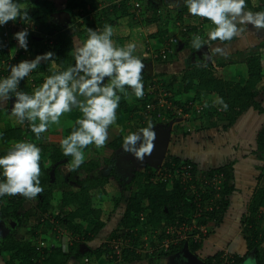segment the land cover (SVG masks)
<instances>
[{
    "label": "trees",
    "instance_id": "trees-1",
    "mask_svg": "<svg viewBox=\"0 0 264 264\" xmlns=\"http://www.w3.org/2000/svg\"><path fill=\"white\" fill-rule=\"evenodd\" d=\"M26 1V0H25ZM97 5H103V17L99 15L92 18V7L88 6L87 0H58L61 3L60 9L55 7V0H27L28 3L37 5L46 12L43 15L42 28L43 35L36 36L34 33H29L28 50L25 55H28L31 60L33 54L32 46L37 55L47 53L49 42L51 43L54 54L50 61L49 69L39 66L35 72L21 81L20 86L26 92H31L38 87L43 80L53 72L62 71L70 64L74 63L72 52L87 36V30H102L103 26L108 23L109 19H114L115 16L128 18V23H134L135 12L131 13L133 6L129 4L130 0H122L115 3L114 0H90ZM21 5L24 0H19ZM248 7L253 11H262L264 9V0H247ZM146 10L151 11L150 18L144 20L145 25H154L155 30L148 34L149 39H156L162 42L169 39L176 30L182 26L183 16L186 13L184 9L178 11L176 6L166 7L159 5L158 0H148L144 5ZM26 9V8H25ZM135 11V8H133ZM141 12L142 11L140 7ZM33 16L38 13L34 10ZM36 14V15H35ZM66 14L67 18H71L68 22L69 29L62 28V20L60 15ZM38 17V16H37ZM19 19V18H18ZM203 19V18H202ZM203 23L209 22L205 19ZM139 22L135 21V24ZM24 24H28L24 22ZM67 26V28H68ZM75 26V27H72ZM181 31V30H180ZM196 28H190L181 31V38L186 35H193ZM74 34V36L72 35ZM37 37L38 40H34ZM40 37V38H39ZM115 44L119 46L126 45L124 38H116ZM78 44V45H76ZM76 45V46H75ZM264 45V41L259 42V46ZM264 55L262 52H251L248 54L245 61V77L242 79L233 80H217L215 78L214 69L211 66L203 67L190 64L183 72L178 83L171 81H163V87L167 92L171 93V99L174 98V103L181 105L186 101L184 99L194 90V101H198L200 96H219L228 104V110L218 114L217 119L222 124V129L226 130L232 127L236 121L249 108L264 113V110L256 102L259 95L264 78ZM175 58V51L166 61L169 62ZM23 59V55L16 56L14 62L17 64ZM8 55L0 47V77L8 75ZM160 62L162 60H159ZM200 65V64H199ZM144 82V97L137 100L134 96L124 100L122 98L120 107L117 109V118H126L128 130L119 131L112 134L110 140L105 147L95 152L90 146L85 149L86 162L81 167L74 171H68L67 161L70 157H64L59 145L45 144L35 140L34 134L30 137L32 142L41 147V176L40 182L44 191L35 199L36 204L31 209H24V200L22 198L10 197L0 198V219H11L19 221L20 225L24 222L20 217L27 218L33 216L35 218L34 228L29 227L31 231L27 239H17L14 235L7 236L0 245V257L6 258V264H66L69 259H74L79 263L84 264L87 259V264H108V246H100L99 248L89 250L82 253L80 245H87L95 238L102 236L105 228L110 224V220L115 214V211L120 205L124 204L123 213L115 230L111 234V238L129 239L131 245H134L136 238L140 237L146 227L149 231L162 229L164 226H172L190 223V217L200 209V214L197 218V224L203 225L208 230L206 239L214 235L221 226L226 228H234L231 232L240 231V239L246 245V252L242 256L232 255L231 264H244L247 258H254L259 264H264V186H258L251 195L246 206V211L239 214L230 215L229 209L231 204V196L234 192V174L233 163L203 170L198 164L190 159H183L175 156L170 151L161 153L160 159L152 163H143L134 167L127 176L119 175L115 167L117 158L125 154L122 150L123 137L129 132L138 131L140 128L146 127L147 122L151 121L153 127L160 124L156 120L154 113L150 116L145 115V107L147 103L154 101L150 95H147L146 88L152 85L153 76L147 72L142 73ZM33 85V87L31 86ZM187 101H191L188 99ZM133 102H135L133 104ZM220 108V105H218ZM5 112L9 115V110ZM139 114V117H138ZM80 113L74 110L66 114L61 119V128L64 137L67 136L71 128L70 123H74L80 117ZM138 117V123L135 122L134 116ZM216 115V114H215ZM206 119L213 117L211 112L203 115ZM170 118V117H169ZM178 131V126L174 127ZM178 131H175L179 133ZM183 136L188 133L183 132ZM21 132L10 124L2 132L0 139L3 144L10 142L21 141ZM256 150L254 153L257 158L263 163L260 169L259 182L264 177V128L256 136ZM42 142V143H40ZM189 165L193 176H211L216 173H221L224 176V184L218 192L208 190L202 193L199 182L193 181L196 184L198 200H194V196L187 191L188 187L175 179L166 178L167 174H174L176 168ZM58 167H64L68 173V181L77 187L74 191H64L61 193L60 199L53 204V191L50 174ZM217 196L216 198H214ZM105 198L106 200H103ZM211 199H215L212 210H206L210 205ZM199 204V208H197ZM24 209L22 213L21 210ZM51 217L52 222L48 219L44 220L43 216ZM144 216V223L140 221V216ZM43 219V221H41ZM230 223V224H228ZM44 229L40 230L39 237L36 231L39 226ZM232 226V227H231ZM28 227V226H27ZM72 227V228H71ZM65 229L72 232V236L78 237V242L73 241L72 245L63 251L61 244L56 243L55 247L48 246L43 250L44 260H37L38 253L36 251V238L44 242H49V237L57 239L59 229ZM177 228V226H176ZM54 229H56L54 231ZM53 230V232H52ZM28 231V232H29ZM52 234V236H47ZM134 234V235H133ZM162 240L163 238L160 237ZM206 240V241H207ZM205 241V242H206ZM205 242L180 244L178 247L170 248L164 256L170 255V252H179L187 247L191 253L199 255L201 250H204ZM154 241L150 240L149 245L154 246ZM50 244V243H48ZM175 249V250H173ZM126 251V250H125ZM125 254V261L135 259L133 255ZM200 256V255H199ZM222 250L214 251V254L202 260L203 264H220ZM39 259V258H38Z\"/></svg>",
    "mask_w": 264,
    "mask_h": 264
},
{
    "label": "clouds",
    "instance_id": "clouds-1",
    "mask_svg": "<svg viewBox=\"0 0 264 264\" xmlns=\"http://www.w3.org/2000/svg\"><path fill=\"white\" fill-rule=\"evenodd\" d=\"M190 17L210 22L205 34L191 37V48L199 51L204 46L212 53L224 55L227 43L233 42L244 32L264 29V11H253L247 0H182ZM32 20L19 0H0V27L9 21ZM28 28L14 33L18 47L28 50ZM113 27L105 24L102 30H87V36L72 52L74 63L62 71L53 72L30 93L20 88L21 81L39 69L42 61H51L53 53L47 52L31 60H22L8 66V75L0 77V105L11 101L9 114L19 125L27 123L35 140L53 126L59 128L61 118L74 110L81 115L70 123V133L59 142L67 161L68 171L74 172L86 162L85 149L93 145L105 147L109 129L116 125L117 109L122 98L137 100L144 97L143 70L145 64L136 55L137 45L129 42L119 46L114 43ZM219 42V43H213ZM198 66L207 67L208 60ZM215 103L227 111L228 104L217 96ZM205 107L208 104L205 103ZM151 121L138 131L123 137L122 150L143 161L153 151L156 133ZM41 147L30 140L13 143L0 155V198L21 196L28 201L37 199L44 189L41 186ZM67 249H65L66 251ZM251 259V258H250ZM252 264H255V260Z\"/></svg>",
    "mask_w": 264,
    "mask_h": 264
},
{
    "label": "crops",
    "instance_id": "crops-1",
    "mask_svg": "<svg viewBox=\"0 0 264 264\" xmlns=\"http://www.w3.org/2000/svg\"><path fill=\"white\" fill-rule=\"evenodd\" d=\"M58 1V0H55ZM140 7L144 6L146 3H148V0H139ZM159 5H164L166 7H173L176 6L178 8V11L181 9H184L186 13L183 16V23L182 26H179V28H196L195 33H199L201 35L205 34L208 30V27L210 26V22L203 23L202 18L199 17H190L187 14L186 8H183V2L182 0H158ZM61 4V3H59ZM134 12V9H131V13ZM28 16L31 18V13L28 11ZM139 19H135L136 22L139 23L136 24V26L133 28L134 30L131 31L133 34L131 37H114V35L120 30L121 33H124L126 31V28L123 27L121 20H123L124 17L115 16L113 20L111 18H108L109 21L107 24H110L113 27V41H115L116 38H124L126 44L129 42H134L137 45L136 49V55H140L144 64L145 69L144 72H147L150 76H153L152 83L156 84L157 86H162L163 81H171L172 83H178L182 77L183 72L187 69V67L194 63L195 65L201 64L202 60L207 59L208 55L211 54V59L208 60L209 66H211L212 69H214L215 78L217 80H237L233 72H235L239 67H243V58L245 59L247 52H249L251 48L257 46L260 42L258 35H255L254 31L249 27L250 31L244 32L240 37L234 39L233 42L227 43V46L224 48V55L215 54L212 53L211 48H207V46H204L199 51H196L191 48V37L192 35H186L185 37H182V41H180L181 38V28L176 30L175 34H172L168 40L162 42L160 40L156 39H149L148 34L155 30L154 25H145L144 20L146 18L151 17V11L147 10V13L140 12ZM66 22L70 21L69 18L66 16ZM32 24V23H31ZM33 25V24H32ZM141 25V26H140ZM71 26H68L67 29H69ZM136 27L137 30H141L140 34L137 35L136 33ZM143 27V28H142ZM181 30V31H180ZM124 31V32H123ZM143 33V34H142ZM148 33V34H146ZM194 33V34H195ZM40 38V37H39ZM38 40L37 37H34V40ZM171 39H175L176 44L173 45V49L175 51V59L170 60L169 62H163L159 61L157 59H154L153 54L155 52H158L165 48V46L169 43ZM213 43H219V42H213ZM49 48L51 47V43L49 42ZM254 44V45H253ZM78 45V44H76ZM75 45V46H76ZM253 45V47H252ZM0 47H1V39H0ZM48 48V51H49ZM35 49H38L34 46H32L33 56H37V52ZM248 50V51H247ZM47 51V52H48ZM139 51V52H137ZM14 47H11L9 51L7 52L9 55H12L14 53ZM245 55V57H244ZM30 58L28 55H23V59L28 60ZM35 57L31 56V59H34ZM48 61H42L40 66H43L44 68H47ZM243 64V65H242ZM245 77V73H244ZM33 87V85H31ZM20 88L23 90V88L20 86ZM264 78L261 83V87L259 88V95L257 97L256 102L261 106L264 110ZM194 90H192L188 96L184 99V101L187 102L188 99L193 100L197 106H202L205 109V114H208V112H211L213 114V117H210L209 119L205 118L203 115H193L190 120L185 122H179L176 124L180 131L179 133L175 132V150L171 151L172 154H175V156L183 158V159H190L194 163L198 164V166L203 169H210V168H217L221 167L230 163H233V174H234V192L231 196V204L229 209L230 215L239 214V216L246 211L247 203L249 202V199L251 195L253 194L254 190L258 186H264V177L259 182V175H260V167L262 166V162L257 158V155L254 153L256 150V136L257 134L264 128V124L259 123V117L261 114L257 110L249 108L243 115L236 121V123L226 129H222V124L218 117V110H220L218 104L215 103L216 95L213 97L209 96H200L198 101H194ZM170 93V92H169ZM171 94V93H170ZM148 95V94H147ZM174 102V98H172ZM135 102H133L134 104ZM205 103L208 104V107H205ZM6 108L10 110L11 108V101L7 102L4 105H0V111L4 112L7 116L6 118L10 117L14 119L12 121V125L15 126L16 129H18L21 132V141L22 140H30V137L33 135V133L30 131L27 123L24 125H19L15 121V117L8 115L7 112H5ZM216 114V115H215ZM139 115V114H138ZM135 117V116H134ZM118 119V118H117ZM262 122H264V116L261 118ZM135 120V119H134ZM262 125H259V124ZM10 124L0 127V132H2L6 127H8ZM51 129L54 130H60L61 131V137H64V134L62 132L61 126L57 129L55 127H52ZM51 129L42 134L41 141L45 144H56L59 145L60 140L54 141L51 137ZM121 131V129H120ZM177 131V129H175ZM59 132V131H58ZM119 132V131H118ZM183 132L188 133V135L183 136ZM61 138V139H62ZM111 136L109 135V140ZM108 140V141H109ZM40 142V143H42ZM15 142H10L8 144H3L0 139V155H3L7 152V150L10 148V146ZM262 163V164H261ZM64 169V167H61ZM65 172V171H64ZM65 178H66V184L70 181H68V173L65 172ZM52 180L51 183L57 182L55 180V170L50 174ZM71 183V182H70ZM73 186L64 187L59 192L55 189L53 191V197L54 194L57 197H54L53 204L56 203L58 199H60L61 193L64 191H74L77 190V187L74 186L73 183H71ZM4 198H10L5 196ZM17 198H22L24 200V209L28 210L33 208V206L36 204L35 200L28 201L25 198L21 196H17ZM124 204L122 203L120 207H118L115 211V214L110 220V224L105 228L103 234L99 238H95L92 242L88 243L87 246L89 250L97 249L100 246H108L110 249V254L108 253V259L110 260L108 264H149V261L151 260V256H153L152 264H178L177 257L175 254V251L170 252V255L164 256V254L153 251L151 254L147 253L149 249H154L155 245L157 244L156 241L153 239V235L155 232H160L161 229L155 230V231H149L146 227L144 228L145 233H143L140 237H137V235L134 236V239L136 238V242L134 245H131V242L129 239H125L126 243L121 245L119 253L116 254L112 250L111 247H109V242H116L120 240L121 238H111L112 232L115 230L119 219L123 213L124 210ZM24 209L21 210V212H24ZM24 222L20 225L19 221L11 220V219H0V245L3 242V240L10 235H14L17 239H27L31 231H29V227L34 228V221L35 218L33 216L23 218L20 217ZM33 218V220L31 219ZM44 218V216H43ZM51 217L49 216L50 220ZM43 221V219L41 220ZM15 225V228L11 229L12 225ZM28 226V227H27ZM111 226V227H110ZM72 228V227H71ZM37 230L36 235L39 237L40 230L44 229L43 226H39ZM56 229H54L55 231ZM230 230H234V228H226L225 226H221L218 231L214 235H211L210 238H208V244L209 246H204V250H201L199 255L193 254L196 256L199 260L205 259V257L211 256L214 254V251L217 249L218 251L227 249L229 252L233 253V255L242 256L245 254L246 251V245L244 244L243 240L240 239V231H234L231 232ZM29 231V232H28ZM53 232V230H52ZM60 233H63L70 237L72 245L73 241L78 242L77 236H72V232H69L68 230L59 229ZM54 233V232H53ZM146 234H149V236H146ZM134 235V234H133ZM52 236V234L47 235ZM159 236V235H158ZM154 237H156L154 235ZM160 237L163 238L162 235L158 237L157 240L161 241ZM153 239V240H152ZM58 239H54L49 237L48 243H58ZM150 240L154 241V246L149 245ZM36 243H38L39 238H36ZM68 245V247L70 246ZM84 245V244H82ZM80 245V246H82ZM37 246V244H36ZM212 246V247H211ZM83 252H87L86 248L81 249ZM126 250V251H125ZM175 250V249H173ZM65 251V249L63 250ZM183 251H189L187 247L183 248L180 252ZM67 252V251H65ZM125 252H127V255H133L135 256V259L132 260H124L125 259ZM44 254L39 255L37 260L40 261L41 259L44 260ZM6 258L0 257V264H6ZM183 260V264H186V260ZM245 263V262H244ZM66 264H83L75 261L74 259H69ZM94 264V263H93ZM180 264V263H179Z\"/></svg>",
    "mask_w": 264,
    "mask_h": 264
},
{
    "label": "built area",
    "instance_id": "built-area-1",
    "mask_svg": "<svg viewBox=\"0 0 264 264\" xmlns=\"http://www.w3.org/2000/svg\"><path fill=\"white\" fill-rule=\"evenodd\" d=\"M119 1L122 0H114L115 3H118ZM129 4H131L133 6V8H135V16H140V2L139 0H130ZM27 27L29 33H34V35L36 34V27L34 25H28V24H24V22H21L19 19H17V21L14 23L12 21H9L6 25H4L3 27H0V39H1V47L2 50H4L6 53L9 51V49H11V47H14V53L12 55H8V64H11L12 62H14L16 56L18 57V55H25V52L22 51V49H20L18 47L17 41L13 38L14 33L18 32V31H22L24 30V28ZM181 28V27H180ZM186 28H181V30L183 32H185ZM169 45L167 44L165 46V48H163L162 50L155 52L153 54L154 59L157 60H162V61H166L169 56H171L174 52V49L172 48L173 45L176 44L175 39H171L170 41H168ZM12 65V64H11ZM4 69L3 67H0V71ZM146 92L148 95L151 96V98L155 99L154 101L152 100V102L147 103L146 107H145V115L150 116L151 113L153 112L154 117L156 120H159L160 124H157L155 126H166V125H172V124H176L181 122H185L190 120V118H192L193 115H203L205 113V109L202 106H197V104H195L193 102V100L191 101H187L184 104L178 105L176 103L173 102V100L171 99V94L169 92H167L163 87L161 86H157L156 84H152L147 86L146 88ZM218 113H222V110H218ZM170 117V118H169ZM166 178L169 179H177L178 181H180L181 184L186 185L188 187L187 191L190 195L194 196V200L197 201L198 200V195H197V190H196V184L197 182H199V188L201 190V192L204 194L206 193L208 190H213L215 193L218 192L221 189V186L224 184V176L221 173H216L214 175H211L209 177L207 176H199V175H195L193 176L192 172H191V167L189 165H183L180 166V168H176L174 170V174H167ZM195 179L196 184L193 183ZM217 196H215L214 198H216ZM215 203V199H211L210 201V205L209 207L206 208V210H212V207ZM197 208H199V204H197ZM200 214V209L199 211H197L196 213H193V215H191L190 217V223L188 222H184L182 224H178L175 226H164L160 232H155V236L156 235H162L163 239L161 241H159V243H157L158 245L156 247H154L153 251L156 250H162L165 249L163 251V253H168L170 251V248H175L178 247L180 244L184 243L187 244L188 242H194V243H201V242H205L207 239V235H208V230L205 226L201 225L199 226L197 224V218ZM44 220L49 219L48 215H45ZM49 221L52 222V219H50ZM140 221L142 223H144V216L141 215L140 216ZM59 237L57 238L58 242L61 241V246H64L63 249H66L65 246L68 247V245H70L71 243V239L69 236L67 235H63V233H59L58 235ZM153 239L156 240V237L153 236ZM158 242V240H157ZM124 243H126V241L124 239H120L116 242H109V247L112 248V250L114 251V253L118 254L121 245H123ZM48 246L50 247H55V244H48L47 242L41 241L39 240L36 246V251L38 253V255H42L43 254V250L45 248H47ZM232 255L230 254L229 250L224 249L222 250V256H221V260H220V264H231L233 261L231 260ZM84 264H87V259L84 260Z\"/></svg>",
    "mask_w": 264,
    "mask_h": 264
},
{
    "label": "rangeland",
    "instance_id": "rangeland-1",
    "mask_svg": "<svg viewBox=\"0 0 264 264\" xmlns=\"http://www.w3.org/2000/svg\"><path fill=\"white\" fill-rule=\"evenodd\" d=\"M55 3H56V5H55V7L57 8V9H60V7L61 6H59V5H61V4H59L60 2H58V1H55ZM87 3H88V6H90V7H92L91 9H92V18L93 17H95L96 15L98 16H100L101 18L103 17V14H102V12H103V5L101 4V3H97V5H95L94 3H92L90 0H87ZM59 4V5H58ZM141 5V4H140ZM21 7L23 8V9H27V12L29 11L31 14H32V12L35 10L37 13H38V17L36 16H33V14L31 15V20H32V24L34 25V26H37L36 27V36H42L43 35V28H42V19H43V15L42 14H45L46 12H44L45 10H43V8H41V7H39V6H37V5H34V4H30V3H28L27 2V0L25 1L24 0V2H23V4L21 5ZM142 11H143V9H144V12L143 13H147V10H146V7L145 6H142ZM262 11H264V9L262 10ZM136 13V12H135ZM151 15H152V13H150ZM36 15V14H35ZM66 14H61L60 16H61V20L63 21L62 22V24H63V26H62V28H65V30H67V26H68V21L66 22V16H65ZM136 19H139V17L138 16H136L135 17ZM70 21H71V18H70ZM136 21V20H135ZM135 21H134V23H131V24H129L128 23V18H123V20H121V22H122V25H123V27H125L126 28V31L124 32V33H121L120 32V30H118V32L114 35V37H119V36H123L124 38L125 37H127V36H129V37H131L133 34V32L131 33V31L132 30H134L133 28L136 26V25H134L135 24ZM21 22H24V21H21ZM141 26V25H140ZM72 27H75V26H72ZM253 31H254V33H255V35H257L258 34V37H259V40L262 42V41H264V35L262 34V33H260V32H258L257 31V29H254L251 25L249 26ZM143 28V27H142ZM138 28L136 27V33H134V35L135 34H137V35H139L141 32V30L139 31V30H137ZM143 34V33H142ZM146 34H148V33H146ZM73 36H74V34H72ZM254 45V44H253ZM253 45H252V47H253ZM174 49H175V47H174ZM51 50H52V46L49 48V51L48 52H51ZM250 51L249 52H247V54H246V56L248 55V54H250L251 52H257V51H260V52H262V54L264 55V45H262L261 47L259 46V44L257 45V46H255V47H253V48H251V49H249ZM248 51V50H247ZM137 52H139V51H137ZM244 57H245V55H244ZM264 57V56H263ZM175 59V58H174ZM173 58H172V60H174ZM243 60H244V58H243ZM48 64H47V69H49V67H50V61H48L47 62ZM243 63L245 64V61H243ZM243 65V64H242ZM244 73H245V68H243V67H239L235 72H233V75L235 76V77H237L236 79H242V78H244ZM264 74V73H263ZM264 92V91H263ZM8 114V113H7ZM6 114L4 113V112H2V111H0V127H2V126H5V125H8V124H11L12 123V121L14 120V119H12V118H10V117H8V118H6ZM264 116V114H261L260 115V117H259V120H260V122L259 123H262V124H264V122H262V117ZM138 117H139V115H138ZM138 117H137V115L134 117V118H136L135 119V122L136 123H138ZM61 121H62V119H61ZM258 123V124H259ZM262 124H259V125H262ZM53 127H55V126H53ZM175 124H172L171 126L168 124V125H166V126H164V129L163 130H161V129H156V128H153L154 129V131H155V133H156V141L154 142L155 143V145H154V148H153V151L151 152V154H149V155H146L145 156V158L143 159V161H141V160H138V159H136L134 156H132L131 154H129V153H126L125 152V154H122V155H120L118 158H117V161H116V163H115V167H116V169H117V172L119 173V175H121V176H127V174H128V172H130L134 167H136V166H138V165H142L143 163H152V162H155V161H157V160H159L160 159V156H161V153H162V151L164 150V152H168V151H174L175 150ZM55 128H57V127H55ZM166 128V129H165ZM58 129V128H57ZM120 129H121V131H127L128 130V125H127V120H126V118H124V117H122V118H118L117 119V122H116V125L115 126H112V127H110V129H109V135L110 136H112V134H115L116 132H118V131H120ZM51 131H52V133H51V137H53L52 139L54 140V141H56V140H61V131L60 130H54V129H51ZM59 131V132H58ZM178 131V130H177ZM90 146V148H92L95 152H98V150H100V149H96L93 145H89ZM65 170L64 169H62L61 167H58L56 170H55V180L57 181V182H54L51 186H52V189L54 190H56V191H60V190H62L64 187H69V186H73V185H71V183L70 182H68L67 184H66V178L64 177L66 174H65V172H64ZM54 197H57L55 194H54ZM103 200H106L105 198H103ZM32 220H33V218H31ZM228 224H230V223H228ZM15 225L16 224H13L12 225V227H11V229H13V228H15ZM111 227V226H110ZM232 227V226H231ZM230 229V228H229ZM64 235V234H63ZM155 235V234H154ZM153 235V236H154ZM146 236H149V234H146ZM160 236V235H159ZM158 235H156V240H154V241H156V243H159V240H158V242H157V239H158V237H159ZM153 240V239H152ZM209 240V239H208ZM208 240L205 242V245L206 244H208ZM59 244L61 243V241L60 242H58ZM56 244V243H55ZM158 244H156L155 245V247L157 246ZM206 246H209V245H206ZM62 247H64V246H62ZM66 248H67V246H65ZM212 247V246H211ZM163 250H165V249H162V250H156L157 252H160V253H162V254H165V253H163V252H165V251H163ZM155 252V251H154ZM246 252V251H245ZM147 253H152V249H149V251L147 252ZM262 253H264V248H263V250H262ZM251 259H254V258H251ZM250 258H247L246 260H245V263L244 264H252V260H251ZM152 260H153V256H151V260L149 261V264H152ZM255 260V259H254ZM255 264H259L256 260H255Z\"/></svg>",
    "mask_w": 264,
    "mask_h": 264
},
{
    "label": "water",
    "instance_id": "water-1",
    "mask_svg": "<svg viewBox=\"0 0 264 264\" xmlns=\"http://www.w3.org/2000/svg\"><path fill=\"white\" fill-rule=\"evenodd\" d=\"M59 19L61 20V18H59ZM170 126H171V124H170ZM154 128L163 130L164 126L158 125V126H155ZM82 248H86V250L89 251V248L85 245L80 246V249H82ZM82 253H84V252L82 251ZM182 254H183V257L187 261L188 264H203V262L201 260H199L196 256H194L189 251H183Z\"/></svg>",
    "mask_w": 264,
    "mask_h": 264
},
{
    "label": "flooded vegetation",
    "instance_id": "flooded-vegetation-1",
    "mask_svg": "<svg viewBox=\"0 0 264 264\" xmlns=\"http://www.w3.org/2000/svg\"><path fill=\"white\" fill-rule=\"evenodd\" d=\"M258 31V30H257ZM258 32H260V33H262L263 35H264V29H259V31ZM258 35V34H257ZM260 37V36H259ZM175 254H176V259H177V261L180 263V264H183V260L182 259H184V257H183V254L179 251V252H175ZM178 263V264H179ZM186 264H188L187 262H186Z\"/></svg>",
    "mask_w": 264,
    "mask_h": 264
}]
</instances>
